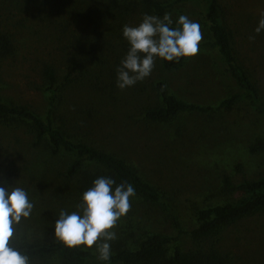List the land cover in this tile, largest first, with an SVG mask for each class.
<instances>
[{
  "label": "trees",
  "instance_id": "16d2710c",
  "mask_svg": "<svg viewBox=\"0 0 264 264\" xmlns=\"http://www.w3.org/2000/svg\"><path fill=\"white\" fill-rule=\"evenodd\" d=\"M181 1L184 0H0V72L4 61L16 52L14 34L4 24L11 7L31 13L57 36L68 34L70 38L68 44L62 45L58 39L54 46L59 53L69 50L62 75V68L53 61H42L37 88L49 92L45 117L25 105L0 99L2 127L27 135L28 149H46L52 156L67 157L63 186L66 198L81 203L84 191L102 176L114 179L117 185L126 181L143 202L159 204L177 231L176 235L143 227L123 231V239L112 241L108 261H101L99 254L81 246L68 248L56 238L15 236L13 246L26 254L31 264H46L52 259L60 264H84L90 260L100 264H228L221 249V232L264 211V171L254 178L239 179L223 173L218 184L202 190L175 189L166 180H148L144 176L137 156L122 135L125 124L102 119V115L98 118L110 92L104 79L109 73L111 53L116 52L109 38L114 37L125 14L133 10L163 14L166 8ZM190 1L201 6L211 35L199 48L214 53L219 70L234 88L215 105H199L178 98L163 80H157L154 90L160 103L146 107L142 120L167 123L183 112L231 111L245 103L264 123V97L246 61L240 58L235 34L223 9L215 0ZM185 60L182 57L178 62H169L159 58V64L162 69L173 71ZM69 99H74V103L66 107ZM65 119H70L68 125ZM244 148L248 154L264 152V125ZM195 156L199 164L207 167L219 166L226 158L222 152L210 157L204 153ZM234 171L242 174V163H235ZM181 235L190 239L192 248H182Z\"/></svg>",
  "mask_w": 264,
  "mask_h": 264
},
{
  "label": "rangeland",
  "instance_id": "374dc122",
  "mask_svg": "<svg viewBox=\"0 0 264 264\" xmlns=\"http://www.w3.org/2000/svg\"><path fill=\"white\" fill-rule=\"evenodd\" d=\"M155 1L169 3L172 0ZM215 1L223 9L235 34L240 58L246 61L264 97V30L259 34L255 32L261 13L264 12V0ZM145 13L160 18L165 13H171L176 27L179 16L186 15L201 26V43L211 38L201 6L190 0L166 8L163 14L145 10L127 12L114 37L109 38L116 52L115 55L111 53L109 73L104 79L106 90L110 92L105 97L106 106L98 118L102 115V119L125 124L121 130L122 135L128 141L129 150L137 156L140 170L148 180L163 179L175 189L202 190L218 184L223 173L235 179L254 178L262 173L264 152L248 154L244 147L264 123L245 103L231 111L183 112L167 123H146L142 120L145 119L143 110L146 107L160 103L154 90L157 80H163L169 92L178 98L199 105H215L228 96L234 86L219 70L212 51L199 48L196 56L186 58L182 66L173 71L162 69L157 58L149 77L124 90L117 87L116 69L130 47L123 37V26L138 25ZM31 15L14 6L10 8L9 17L4 23L14 34L16 52L2 64L0 99L7 103L25 105L44 118L49 92L37 88L42 61H53L56 67L62 68V75L65 70V53L69 50L59 53L54 51V46L58 39L62 45H66L70 38L68 34L57 36L48 25ZM76 31L79 32L77 27ZM250 36H255V39L249 40ZM68 101L66 107L74 103V99ZM69 121L65 119L67 125ZM29 142L30 139L22 131L4 129L0 124V187H22L34 204L30 217L22 218L20 224L15 226V236L26 234L29 238L46 236L52 239L55 238L54 225L60 211H77L80 203L63 194L67 157L61 154L52 156L46 149H28ZM215 152H222L226 156L219 166H203L195 156L204 153L210 157ZM237 162L243 165L242 174L234 171ZM137 227L177 234L159 204L152 205L135 196L131 198V210L120 219L114 231L117 239H123V231L128 232ZM220 238L221 249L227 256L228 264H264V211L228 226L221 232ZM180 241L184 249L194 245L185 235H181ZM109 243L112 250V241ZM81 247L99 254L95 246ZM46 264L60 263L52 259ZM84 264L100 263L90 260Z\"/></svg>",
  "mask_w": 264,
  "mask_h": 264
},
{
  "label": "clouds",
  "instance_id": "9594fccd",
  "mask_svg": "<svg viewBox=\"0 0 264 264\" xmlns=\"http://www.w3.org/2000/svg\"><path fill=\"white\" fill-rule=\"evenodd\" d=\"M172 27L171 13L163 18L144 14L136 26H123V37L130 47L121 60L117 72V87L124 90L149 77L157 58L179 61L199 53L203 35L198 22L180 15ZM264 30V12L255 32ZM250 36L249 40H254ZM136 190L131 183L116 184L110 177H99L84 191L77 211L61 210L55 221L54 236L68 248L96 247L101 261L111 256L110 241L117 239L116 228L120 219L131 210V198ZM34 204L28 192L19 186L0 187V264H31L30 258L13 246L16 225L30 217Z\"/></svg>",
  "mask_w": 264,
  "mask_h": 264
}]
</instances>
